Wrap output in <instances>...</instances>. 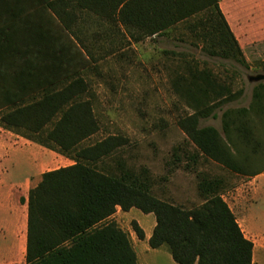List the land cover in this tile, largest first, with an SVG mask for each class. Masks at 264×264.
<instances>
[{
  "label": "trees",
  "instance_id": "1",
  "mask_svg": "<svg viewBox=\"0 0 264 264\" xmlns=\"http://www.w3.org/2000/svg\"><path fill=\"white\" fill-rule=\"evenodd\" d=\"M80 9L93 12V0H0V127L75 162L44 173L30 190L24 264H139L129 236L111 220L117 208L154 214L150 247H168L176 264H253L254 244L223 198L222 179L202 175L204 203L187 209L156 197L148 170L132 171L123 160L108 167L106 159L128 145L126 138L87 145L101 128L89 86L76 76L95 61L82 52L76 34ZM221 26L216 42L223 47L204 53L245 65L234 36L225 22ZM188 74L195 112L178 125L197 149L194 158L238 175H259L230 149L234 134L250 135L246 110L224 114L227 141L216 128L200 127L242 92L233 93L208 70L189 68ZM253 106L264 113L263 82L254 89ZM132 227L144 240L138 223Z\"/></svg>",
  "mask_w": 264,
  "mask_h": 264
},
{
  "label": "crops",
  "instance_id": "2",
  "mask_svg": "<svg viewBox=\"0 0 264 264\" xmlns=\"http://www.w3.org/2000/svg\"><path fill=\"white\" fill-rule=\"evenodd\" d=\"M217 1L218 7L215 0H93V12L88 9L78 11L76 34L82 43L81 50L88 59L95 61L76 76L83 78L89 86L88 96L100 128L93 86L104 82L106 77L121 79L122 73L131 77L132 70L149 69L159 64L170 69L174 75L172 89L189 110L183 117L195 112L187 91L192 81L189 68L212 72L232 91L231 84L184 54L219 51L223 46L216 42V37L223 22L241 51L263 41L264 0ZM18 144L25 147L23 151L18 149ZM10 153L12 157L30 153L37 160L26 161L27 172L20 176L17 171L23 169V164L17 160H3ZM74 164L73 160L0 127V261L26 259L29 193L38 185V176L45 173L39 170L58 166L54 169L57 170ZM258 173L254 177L255 204L262 197L260 181H264V171ZM243 203L238 200L235 208L228 205L245 238L254 244L253 264H264V221L254 214L255 208H248ZM111 220L126 226L137 222L144 231V240L138 239L135 246L140 264H153L165 251V246L152 249L149 244L157 224L154 214L146 215L138 209L124 212L117 208Z\"/></svg>",
  "mask_w": 264,
  "mask_h": 264
},
{
  "label": "rangeland",
  "instance_id": "3",
  "mask_svg": "<svg viewBox=\"0 0 264 264\" xmlns=\"http://www.w3.org/2000/svg\"><path fill=\"white\" fill-rule=\"evenodd\" d=\"M184 55L212 70L222 81L231 84L233 92H242L235 99L216 109L214 113L216 117L202 119L200 127L216 128L227 141L224 132V114L246 110L244 121L250 135L245 139L234 134L230 149L235 159L247 165L251 173L264 171V113L253 106L254 89L259 83L249 81L252 76L264 74V40L242 51L245 65L232 59L212 58L206 53ZM125 76L126 74L122 73L121 79L106 77L104 82L93 86V92L97 96L96 111L101 123V131L87 145L95 144L110 136H120L129 142L114 157L106 159L108 167L114 169L116 162L123 160L132 171L148 170L153 180V194L187 209L204 203L198 187L202 175L222 179L223 194L227 204L235 208L238 200H242L246 207L255 208L254 214L264 221V181H260L262 197L255 204L253 176L235 174L219 164L206 161L203 157L194 158L197 149L178 125L179 119L189 113V110L172 89L171 82L174 75L171 70L159 64L149 69L132 70L131 77ZM17 147L22 151L25 148L21 144ZM3 160H17L23 164V169L16 173L22 176L27 172L24 163L37 159L30 153L18 157H12L10 153ZM4 166L10 170L8 165ZM57 167H45L39 171L46 173ZM42 175L38 176L37 182H40ZM119 227L129 236L135 250L139 238L134 232L132 223L126 226L121 222ZM24 263L25 259L0 261V264ZM138 263L140 264L139 261ZM153 264L176 263L169 248L165 247V251L155 258Z\"/></svg>",
  "mask_w": 264,
  "mask_h": 264
},
{
  "label": "water",
  "instance_id": "4",
  "mask_svg": "<svg viewBox=\"0 0 264 264\" xmlns=\"http://www.w3.org/2000/svg\"><path fill=\"white\" fill-rule=\"evenodd\" d=\"M249 81L252 83H255V84L262 83V82H264V74L252 76L249 78Z\"/></svg>",
  "mask_w": 264,
  "mask_h": 264
}]
</instances>
